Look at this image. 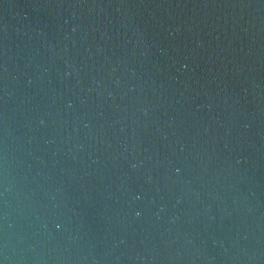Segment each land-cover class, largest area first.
<instances>
[{"label":"water","instance_id":"1","mask_svg":"<svg viewBox=\"0 0 264 264\" xmlns=\"http://www.w3.org/2000/svg\"><path fill=\"white\" fill-rule=\"evenodd\" d=\"M0 264H264V0H0Z\"/></svg>","mask_w":264,"mask_h":264}]
</instances>
